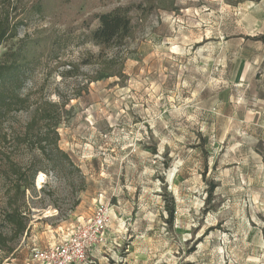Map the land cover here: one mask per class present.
I'll list each match as a JSON object with an SVG mask.
<instances>
[{
	"label": "rangeland",
	"instance_id": "obj_1",
	"mask_svg": "<svg viewBox=\"0 0 264 264\" xmlns=\"http://www.w3.org/2000/svg\"><path fill=\"white\" fill-rule=\"evenodd\" d=\"M11 1L25 25L0 57L27 48L22 92L60 105L59 146L72 165L15 149L45 173L20 196L8 193L0 153V230L12 234V206L28 221L0 264H28L34 247L58 243L100 202L125 214L115 221L120 264L129 250L137 264H264V124L250 110L264 96V39H254L264 0ZM119 6L131 9L133 35L101 54L87 36ZM33 112L11 123L23 132Z\"/></svg>",
	"mask_w": 264,
	"mask_h": 264
},
{
	"label": "trees",
	"instance_id": "obj_2",
	"mask_svg": "<svg viewBox=\"0 0 264 264\" xmlns=\"http://www.w3.org/2000/svg\"><path fill=\"white\" fill-rule=\"evenodd\" d=\"M4 3L3 8L0 6V46L16 38L20 26L25 25L23 20H17L20 14H17V8L12 5V1L4 0ZM152 9L153 5L146 9L147 13ZM98 18L99 26L88 34L86 41L101 47V54L107 49L122 46L132 37L134 26L129 7H116L110 12L100 14ZM261 38L264 39V36L254 39ZM32 63L33 60L29 58L25 46L10 48L0 57V153L5 155L6 167L5 169L1 167V173L10 183L8 193L14 190V193L20 196H24L34 185L39 170L32 168V164L24 166L16 161L14 157L16 150L21 148L29 151L39 150L49 159L53 167L61 157L72 165L70 156L59 146L60 136L57 129L61 120L60 105L49 100L33 102L29 95L22 92L29 78ZM108 63L106 69L110 75L120 74L122 68L117 67L116 59L111 58ZM33 106L34 112L25 130L18 131L11 122L19 112L29 110ZM213 190L212 186L211 194ZM173 218L174 214L171 211L168 221L172 223ZM4 223L11 227L12 234L8 235L0 230L2 256L0 263L3 258L13 253L14 247L11 241L22 235L28 226L27 218L21 208L13 206L5 211Z\"/></svg>",
	"mask_w": 264,
	"mask_h": 264
},
{
	"label": "built area",
	"instance_id": "obj_3",
	"mask_svg": "<svg viewBox=\"0 0 264 264\" xmlns=\"http://www.w3.org/2000/svg\"><path fill=\"white\" fill-rule=\"evenodd\" d=\"M117 206L100 202L89 219L79 224L58 243L46 248L34 247L28 264H98L91 252L105 248L110 244L112 224L116 218ZM122 225V223H121ZM105 254V259L120 263L119 244L114 240Z\"/></svg>",
	"mask_w": 264,
	"mask_h": 264
},
{
	"label": "crops",
	"instance_id": "obj_4",
	"mask_svg": "<svg viewBox=\"0 0 264 264\" xmlns=\"http://www.w3.org/2000/svg\"><path fill=\"white\" fill-rule=\"evenodd\" d=\"M250 110H252L254 119H256L257 122H259L261 124H264V96L261 97L255 103H253V106L250 107ZM257 150H259V148H257ZM123 212L124 211L122 210L121 206H120V208L119 207L117 208L116 218L114 219L113 224H112L113 232L110 234V244L107 247H105V248L99 249V251L98 250H94L90 254V256H92V257H94V258L97 259L98 264H120V263L114 262L113 260H107V259H105L104 256L107 253V250L110 247H113L114 246L112 242L114 240H120L118 238H120L121 235H122L120 233L121 232V229L117 227L115 221L117 220V217L119 215L118 213H120V215L122 216V218L125 217V214ZM117 250L120 251L119 249H117ZM126 251H128V249ZM129 252L130 253L127 254L128 259H125V262L124 263H121V264H137V262H135V260H134V256H133L134 252H132L131 250H129Z\"/></svg>",
	"mask_w": 264,
	"mask_h": 264
},
{
	"label": "bare ground",
	"instance_id": "obj_5",
	"mask_svg": "<svg viewBox=\"0 0 264 264\" xmlns=\"http://www.w3.org/2000/svg\"><path fill=\"white\" fill-rule=\"evenodd\" d=\"M44 180H45V173H43V172L38 173V175H37L38 185H41L42 182H44Z\"/></svg>",
	"mask_w": 264,
	"mask_h": 264
}]
</instances>
